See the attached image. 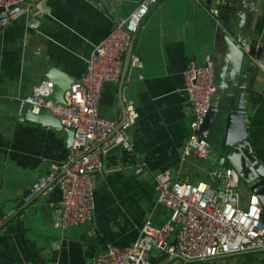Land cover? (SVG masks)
<instances>
[{
	"label": "crops",
	"instance_id": "crops-1",
	"mask_svg": "<svg viewBox=\"0 0 264 264\" xmlns=\"http://www.w3.org/2000/svg\"><path fill=\"white\" fill-rule=\"evenodd\" d=\"M141 1L34 0L28 13L0 31V222L11 215L0 230V264H87L108 248L129 247L147 219L155 227L169 220L170 211L156 205L154 180L166 169L173 180L218 185V171L232 169L227 160L219 164L223 133L208 135L214 150L208 160L183 159L192 118L183 90L190 63L205 67L212 59L216 83L231 70L221 72L225 27L244 31L263 49L258 65L248 67L243 89L248 146L264 167V0H158L136 35L125 78L102 87V117L119 121L125 103H133L138 119L129 131L131 151H110L103 173L92 179V220L63 234L54 229L58 189L24 202L35 182L67 159L69 148L62 130L24 121L18 100L44 82L47 67L82 79L94 47ZM231 61L235 67L236 56ZM238 190L245 202L251 192L240 179ZM218 259L243 262L239 256ZM254 260L264 264L259 255L246 262ZM175 262L160 264H180Z\"/></svg>",
	"mask_w": 264,
	"mask_h": 264
},
{
	"label": "built area",
	"instance_id": "built-area-1",
	"mask_svg": "<svg viewBox=\"0 0 264 264\" xmlns=\"http://www.w3.org/2000/svg\"><path fill=\"white\" fill-rule=\"evenodd\" d=\"M31 1L34 0H0V31L28 13ZM157 1L142 0L126 19L115 25L107 38L94 47L84 76L65 94V105L49 100L53 92L51 82L39 83L30 95L18 100L19 115L22 116L25 105H30L31 115L38 116L41 110H47L61 126L74 130L67 159L40 177L24 201L29 204L38 196L60 190L61 201L54 208L52 224L62 234L92 220V179L103 173L105 156L116 148L131 151L129 131L138 119L134 104L125 103L119 121L102 117L98 104L102 87L120 80L123 57L132 37ZM211 1L223 4V0ZM184 82L183 91L191 106L192 118L183 159L206 161L214 150L200 133L215 93L214 71L190 63L184 73ZM218 178V185L211 187L205 182L192 184L173 180L169 170L162 171L154 178L156 205L170 211L169 220L161 227H155L147 219L140 237L132 245L122 249L108 248L87 264H151L154 252L157 257L181 264L252 253L264 255L263 211L259 198L250 193L242 202L239 177L231 168L220 169ZM10 216L0 222L1 231Z\"/></svg>",
	"mask_w": 264,
	"mask_h": 264
},
{
	"label": "water",
	"instance_id": "water-1",
	"mask_svg": "<svg viewBox=\"0 0 264 264\" xmlns=\"http://www.w3.org/2000/svg\"><path fill=\"white\" fill-rule=\"evenodd\" d=\"M210 1L211 0H207V4H210ZM225 31L228 32L222 31L221 37L225 45L223 59L224 67L221 68V72H223V70L226 71L227 68L230 67L231 70L225 74L223 81L220 83L215 82L218 72H216V78L214 73V86L216 91L211 99L210 109L202 125L200 135L204 140H207L211 132H216L218 134L223 133L222 149L224 153L219 160L220 167H223L224 160H227L241 182L251 193L257 195L263 211L261 221L264 225V167L258 163L248 146L244 123L246 112L244 109L245 99L243 89L246 82L247 69L250 66L256 67L257 63L255 62L261 59L263 49L259 47L258 41L251 40L246 33L244 31L241 32L240 29L230 33L228 27H225ZM137 33L133 35L128 48L121 80L125 78L128 69L129 55ZM233 56H236L235 67L231 61ZM211 60L212 59H210V62L207 63L205 67L213 69ZM227 64L229 65L228 67ZM43 79L44 82L50 80L53 84V92L49 100L56 104L65 105V94L75 81L52 67H47L45 69ZM119 87L122 92L121 83ZM30 111L31 106L25 105L21 116L24 121L62 130L65 134L66 146L68 148L71 147L74 136L73 129H66L61 126L60 121L52 117L47 110H41L38 116L31 115ZM118 128L119 127H117V129ZM233 134H235L236 138L232 137ZM219 174L220 170L218 171V177ZM144 239L149 241L147 237H144Z\"/></svg>",
	"mask_w": 264,
	"mask_h": 264
},
{
	"label": "rangeland",
	"instance_id": "rangeland-1",
	"mask_svg": "<svg viewBox=\"0 0 264 264\" xmlns=\"http://www.w3.org/2000/svg\"><path fill=\"white\" fill-rule=\"evenodd\" d=\"M255 255V256H254ZM257 255H259V256H264L263 254H249V255H244V256H239V257H241V260L243 261V262H241V263H239V264H262V262H258V261H248V262H246V260H247V256H253V257H256ZM211 263H207V261L205 262L206 264H220L221 263V261H219V259H217V260H214V261H210ZM246 262V263H245ZM175 263H177V262H175ZM167 264V263H166ZM181 264V263H180ZM192 264V263H191ZM196 264H202V263H196Z\"/></svg>",
	"mask_w": 264,
	"mask_h": 264
},
{
	"label": "trees",
	"instance_id": "trees-1",
	"mask_svg": "<svg viewBox=\"0 0 264 264\" xmlns=\"http://www.w3.org/2000/svg\"><path fill=\"white\" fill-rule=\"evenodd\" d=\"M163 259H165V258H160V259H158V260H154V259H152V260H151V264H160V263L163 261Z\"/></svg>",
	"mask_w": 264,
	"mask_h": 264
}]
</instances>
